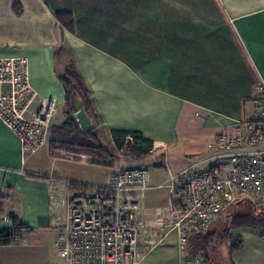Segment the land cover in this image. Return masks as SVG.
Wrapping results in <instances>:
<instances>
[{
    "label": "crops",
    "instance_id": "1",
    "mask_svg": "<svg viewBox=\"0 0 264 264\" xmlns=\"http://www.w3.org/2000/svg\"><path fill=\"white\" fill-rule=\"evenodd\" d=\"M15 1L20 15L13 10ZM57 13L72 15L73 33ZM61 48L71 60L62 68ZM11 58L26 59L40 99L57 101L60 117L54 125L70 120L59 76L70 67L83 78L93 126L84 132L76 110L74 120L81 132H98L114 158L109 166H98L76 155L106 171L95 187L105 186L119 169H153L138 215L144 223L140 264H181L184 255L195 254L196 234L182 251L177 233L168 230L169 190L159 186L188 165L211 164L215 137L256 115L264 89V0H0V59ZM113 131L140 133L153 149L124 161L125 149H116ZM26 158L19 138L0 121V214L15 215L28 227L21 238L48 227L60 234L65 189L30 172L35 166L28 171ZM9 225L0 223V231ZM236 235L244 245L231 254L225 243L229 263L264 264V231L241 228ZM17 244L0 246V264H27ZM207 264L223 263L213 255Z\"/></svg>",
    "mask_w": 264,
    "mask_h": 264
},
{
    "label": "built area",
    "instance_id": "2",
    "mask_svg": "<svg viewBox=\"0 0 264 264\" xmlns=\"http://www.w3.org/2000/svg\"><path fill=\"white\" fill-rule=\"evenodd\" d=\"M256 115L223 130L214 141L211 164L188 165L170 176L167 228L186 251L193 234L208 232L238 202L264 206V89ZM59 105L40 99L30 84L24 58L0 59V121L33 155L49 143ZM54 182V181H53ZM56 183V181H55ZM65 189V223L56 242L66 264H140L144 223L141 201L150 189L144 167L112 172L103 187L57 183ZM0 223L10 224L0 214ZM21 237L14 236V243ZM181 264H207L202 254Z\"/></svg>",
    "mask_w": 264,
    "mask_h": 264
},
{
    "label": "trees",
    "instance_id": "3",
    "mask_svg": "<svg viewBox=\"0 0 264 264\" xmlns=\"http://www.w3.org/2000/svg\"><path fill=\"white\" fill-rule=\"evenodd\" d=\"M13 10L18 15L22 13L23 9L18 1L14 2ZM56 18L65 29L71 33L74 32V21L71 14L57 13ZM59 79L66 92V115L68 117L72 116V118H69L70 120H67L64 125V127L71 128L72 130L66 134L64 133L65 138L63 140V151L69 154L88 156L93 165L109 166V160L111 159V161H113L114 158L105 147H102L98 134L94 131L87 134L81 132L74 120L73 115L76 110L75 104L78 99L82 101L87 112L92 110V104L89 96L90 92L83 78L75 68H71L61 74ZM112 138L118 151L130 146L132 147L134 156L137 158H141L153 149V142L146 140L140 133L113 131ZM0 201H3V199H0ZM243 202H248L250 204L252 207L251 211L245 214H236L231 216V214L236 211ZM259 208H264V206L250 201L236 203L229 210L227 215H225V218L228 217L232 220L230 230L239 228H264V222L259 221V215L252 212L253 210H257L259 212ZM9 217L11 219L10 224H12L14 231H0V246H10L14 244V236L23 234L28 229V227L19 222L17 216L10 215ZM230 230L227 229L224 231L225 233L223 234V239H225L226 243L229 244L230 253L234 254L243 248L244 240L241 236L232 235ZM206 233L208 232L196 233L194 237L196 238V243L192 250L195 254H202L205 257L206 262L210 263L212 260V256L210 255V250H212L211 245L217 236H207Z\"/></svg>",
    "mask_w": 264,
    "mask_h": 264
},
{
    "label": "rangeland",
    "instance_id": "4",
    "mask_svg": "<svg viewBox=\"0 0 264 264\" xmlns=\"http://www.w3.org/2000/svg\"><path fill=\"white\" fill-rule=\"evenodd\" d=\"M63 47V46H62ZM62 54L59 55V65L62 68L67 66L70 63V55L66 50L61 48ZM70 68V67H69ZM68 68V70H69ZM71 69V68H70ZM71 71V70H70ZM60 117V112L55 117ZM69 118H72L70 116ZM56 119V118H55ZM54 119V120H55ZM53 126L51 130V138L50 144L55 153L54 156H50V144L48 143L41 150H39L36 154L29 155L27 154L28 166L27 169L30 171L31 166H35V170H31L30 172L34 173L38 176H46V178L56 180V183H66L72 182L75 184H82L85 186L95 187L99 186L105 181L106 171L103 168L94 167L91 164L82 163L83 158L73 156V159L62 158L63 156L60 152H63V140L65 138L64 133L66 134L71 128L64 127V124H56ZM98 134V132H96ZM99 136V135H98ZM100 140V137H99ZM102 143V147H107V142ZM109 147V146H108ZM76 149V148H75ZM134 153L132 152V147L128 146L125 148L124 153L122 154V159L124 161L133 159ZM111 162V159L109 160ZM208 167V166H206ZM203 166H198V169L206 168ZM150 177L153 179V169L149 170ZM55 182V181H54ZM2 201H0V205ZM252 207L248 202H243L234 211L231 216L236 214H245L250 212ZM261 211L253 210V213L259 215V221L264 222V208H259ZM229 212V211H228ZM227 212V213H228ZM227 215V214H226ZM231 219L225 218L223 216L215 225L211 227L208 231V235L217 236V238L212 242V250H210V255H216L223 264L229 263V252L228 248L225 245L226 240L223 239V234L227 229H231ZM12 224L9 225L11 230ZM43 231H34L33 233L30 231L26 233L23 238L20 239L17 246L21 249L22 256L26 259L27 264H66L65 260L60 258L56 252V242L58 240L59 234L56 230H53V227L42 228ZM241 229V228H239ZM259 230L264 231V228ZM237 229L230 230L232 235H236ZM215 234V235H214ZM237 236V235H236ZM196 238L192 240V246L195 245ZM224 245V246H223ZM25 246V247H24ZM219 249V251H218ZM212 261V260H211ZM218 262V260H217ZM219 263V262H218Z\"/></svg>",
    "mask_w": 264,
    "mask_h": 264
},
{
    "label": "water",
    "instance_id": "5",
    "mask_svg": "<svg viewBox=\"0 0 264 264\" xmlns=\"http://www.w3.org/2000/svg\"><path fill=\"white\" fill-rule=\"evenodd\" d=\"M75 108L77 111L75 114V118L78 120L81 129L84 132H88L92 128L93 125H92L91 119L86 113L85 107L81 100L78 99L76 101Z\"/></svg>",
    "mask_w": 264,
    "mask_h": 264
}]
</instances>
